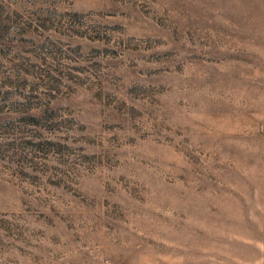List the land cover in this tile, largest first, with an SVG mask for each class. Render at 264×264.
<instances>
[{
    "label": "rangeland",
    "instance_id": "obj_1",
    "mask_svg": "<svg viewBox=\"0 0 264 264\" xmlns=\"http://www.w3.org/2000/svg\"><path fill=\"white\" fill-rule=\"evenodd\" d=\"M0 264H264V0H0Z\"/></svg>",
    "mask_w": 264,
    "mask_h": 264
}]
</instances>
